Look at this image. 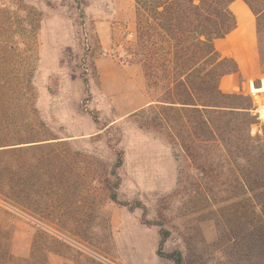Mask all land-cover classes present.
Instances as JSON below:
<instances>
[{
  "label": "rangeland",
  "instance_id": "374dc122",
  "mask_svg": "<svg viewBox=\"0 0 264 264\" xmlns=\"http://www.w3.org/2000/svg\"><path fill=\"white\" fill-rule=\"evenodd\" d=\"M135 12L134 0H0V41L20 65L30 63L47 140L69 142L60 178L70 188L62 205L47 209V264H264L261 225L217 219L245 212L225 203L219 213L209 209L194 174L177 180L187 156L176 147L175 157L166 132L135 124L133 113L149 100L141 66L125 61ZM261 74L253 101L264 102ZM260 125L252 136L263 135ZM106 178L133 210L110 199ZM228 195L215 189L216 201ZM11 223L15 254L27 255L33 241L42 251L38 227L19 217ZM244 229L255 238L240 237Z\"/></svg>",
  "mask_w": 264,
  "mask_h": 264
},
{
  "label": "trees",
  "instance_id": "16d2710c",
  "mask_svg": "<svg viewBox=\"0 0 264 264\" xmlns=\"http://www.w3.org/2000/svg\"><path fill=\"white\" fill-rule=\"evenodd\" d=\"M134 1L135 37L125 61L141 66L149 98L133 113L135 124L154 134L166 132L175 157L179 149L190 160L186 167L179 164L177 180L194 174L212 211L219 213L224 203L240 206L244 215L216 218L229 225H261L257 237L264 244V131L250 134L257 122L252 87L264 71V0ZM17 58L7 39L1 40L0 264H47V209L62 205V192L70 188L60 178L61 150L69 142L47 140L34 113L32 68ZM105 182L111 200L135 208L118 200L117 185ZM219 187L229 195L216 201ZM16 217L38 227L42 251L32 240L27 255L15 254Z\"/></svg>",
  "mask_w": 264,
  "mask_h": 264
},
{
  "label": "built area",
  "instance_id": "2783aa9c",
  "mask_svg": "<svg viewBox=\"0 0 264 264\" xmlns=\"http://www.w3.org/2000/svg\"><path fill=\"white\" fill-rule=\"evenodd\" d=\"M253 114L256 119L264 125V102H261L260 99L253 101ZM262 125H260V129H258V133L261 132Z\"/></svg>",
  "mask_w": 264,
  "mask_h": 264
}]
</instances>
